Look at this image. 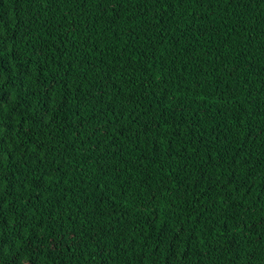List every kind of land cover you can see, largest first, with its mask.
<instances>
[{"label":"trees","instance_id":"16d2710c","mask_svg":"<svg viewBox=\"0 0 264 264\" xmlns=\"http://www.w3.org/2000/svg\"><path fill=\"white\" fill-rule=\"evenodd\" d=\"M0 264H264V0H0Z\"/></svg>","mask_w":264,"mask_h":264}]
</instances>
